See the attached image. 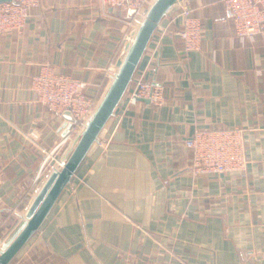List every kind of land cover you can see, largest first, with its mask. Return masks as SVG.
<instances>
[{"label":"crops","instance_id":"crops-1","mask_svg":"<svg viewBox=\"0 0 264 264\" xmlns=\"http://www.w3.org/2000/svg\"><path fill=\"white\" fill-rule=\"evenodd\" d=\"M182 6L202 22L199 50H184ZM131 20L99 0H40L22 31L0 34V245L79 132L63 136L65 115L36 101L32 76L51 64L99 104ZM140 77L163 86V105L129 102ZM233 126L245 130L246 174L194 173V130ZM42 149L54 151L43 167ZM119 260L264 264V33L241 40L223 0H184L161 22L102 140L10 264Z\"/></svg>","mask_w":264,"mask_h":264},{"label":"built area","instance_id":"built-area-1","mask_svg":"<svg viewBox=\"0 0 264 264\" xmlns=\"http://www.w3.org/2000/svg\"><path fill=\"white\" fill-rule=\"evenodd\" d=\"M154 1L99 0L104 9L122 10L126 12L127 17L133 19L130 22L133 36ZM223 2L233 18L235 32L241 40H255L264 33V0H223ZM39 5L40 0L0 2V34L22 31L31 16V10ZM178 14L182 18L178 34L184 41V50L186 52L199 50L202 46L203 32L200 18L195 16L193 10L187 6H182ZM137 16L141 17L138 23ZM88 87L85 81L58 72L48 63L41 65L38 73L31 79V89L36 101L46 104L59 114L68 111L73 118L72 125L80 131L84 129L98 106L97 101L88 95ZM128 99L131 103L147 99L152 105L161 106L165 103L164 88L161 84L140 77L129 91ZM186 146L193 152L192 170L196 174L214 172L246 174L248 159L245 130L239 126L218 129L196 128L186 140ZM42 153L44 154L43 167L45 164L49 165L48 161L54 151L42 149ZM52 159L55 160L54 156ZM56 167L55 163H51V170ZM1 187L0 176V203L2 201ZM116 264L144 263L119 260Z\"/></svg>","mask_w":264,"mask_h":264},{"label":"water","instance_id":"water-1","mask_svg":"<svg viewBox=\"0 0 264 264\" xmlns=\"http://www.w3.org/2000/svg\"><path fill=\"white\" fill-rule=\"evenodd\" d=\"M2 1L14 0H0ZM182 1L184 0H155L149 8L133 40L126 45V55L118 61V71L89 122L60 164L49 175L25 216L0 245V264H10L42 226L80 167L100 143L125 99L157 27ZM64 115L67 122L63 136L67 137L73 126V118L68 111Z\"/></svg>","mask_w":264,"mask_h":264},{"label":"rangeland","instance_id":"rangeland-1","mask_svg":"<svg viewBox=\"0 0 264 264\" xmlns=\"http://www.w3.org/2000/svg\"><path fill=\"white\" fill-rule=\"evenodd\" d=\"M140 16H137L136 17V20H137V23L139 22V20H140ZM133 38V36L131 37V39ZM98 104V103H97ZM79 132L77 133V135H75V136H72V137H70V138H67V140L66 141H64V144L60 147V151H59V153L57 154L56 153V155L54 156V158H55V160L54 159H52V164H56L57 166L60 164V161L66 156V154L69 152V150L72 148V146H73V144H74V142L76 141V139H77V137L80 135V133H81V131L80 130H78ZM53 160H54V162H53ZM49 170H51V168L49 167L48 169H46L45 171H46V173H48V171ZM42 179H43V181L45 180L43 177H42ZM42 179H40V181L42 180ZM42 181V182H43ZM45 182H46V180H45ZM45 182H43V185H44V183Z\"/></svg>","mask_w":264,"mask_h":264}]
</instances>
